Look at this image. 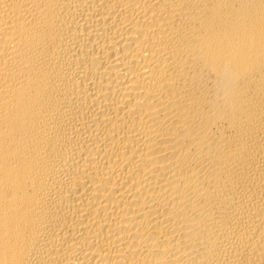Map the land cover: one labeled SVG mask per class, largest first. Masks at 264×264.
<instances>
[{
  "label": "bare ground",
  "instance_id": "bare-ground-1",
  "mask_svg": "<svg viewBox=\"0 0 264 264\" xmlns=\"http://www.w3.org/2000/svg\"><path fill=\"white\" fill-rule=\"evenodd\" d=\"M0 264H264V0H0Z\"/></svg>",
  "mask_w": 264,
  "mask_h": 264
}]
</instances>
